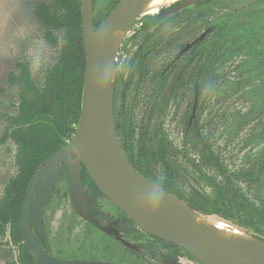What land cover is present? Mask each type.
Wrapping results in <instances>:
<instances>
[{
  "label": "rangeland",
  "instance_id": "374dc122",
  "mask_svg": "<svg viewBox=\"0 0 264 264\" xmlns=\"http://www.w3.org/2000/svg\"><path fill=\"white\" fill-rule=\"evenodd\" d=\"M37 1L40 0H0V136L4 128L3 116L13 113L16 105V89L8 83V73L18 62H26L33 79L40 83L45 69L58 57L57 48L44 40L42 27L34 17ZM248 1L210 0L195 4L193 0H187L178 9H173L174 6L170 8L165 22L147 30L141 27V23L175 2L163 4L154 14L142 11L116 46L114 111L117 117L122 112L134 128L132 147L135 157L140 128L147 129L148 139L155 138L156 129H160L172 143L166 160L177 173L172 178L175 188L188 196L200 194L216 199V190L204 174L217 182L226 178L216 169L201 164L193 144L183 145L185 120L191 114L193 92L190 89L194 79L191 78L184 91H180L166 106H161L162 94H157L158 77L166 66L169 67L180 47L203 29L214 26V30L192 51L200 52L201 57L222 53L213 65L212 74L203 75L197 82L198 101L193 119L230 174L231 184L239 187V191L251 202L264 207V184H249L238 173L259 163L264 149V42L254 37L244 49L238 50L229 44L234 36L233 22L245 17L249 3L253 5V19L258 22L253 24V31L260 29L257 25L264 22V12L255 11L259 1ZM107 3L108 0H94V12L103 11ZM57 34L60 42L62 32ZM140 45H143L141 50ZM138 50L143 59L134 60ZM187 57L178 60L177 66L183 64ZM191 70L189 67L187 78ZM174 73L175 69L168 73L166 86ZM118 136L121 141V135ZM14 153L15 145L11 140L0 144V198L4 184L16 170ZM75 157L72 153V158ZM193 162L200 163L197 164L200 169ZM151 174L153 179L160 180L165 175V169L160 163L155 164ZM66 191L65 179L61 178L43 207L41 231L34 228L36 233L41 232L46 237L48 250L52 253H74L84 241V232L91 231L72 209ZM227 199L233 201L231 197ZM233 212V219H224L228 224L242 229L249 236L264 237V224L244 225L241 222L243 210L233 208ZM209 216L220 218L214 214ZM7 239L9 241L8 235L5 239L0 238L3 241ZM1 247H12L13 257L0 255V264H19L15 246L9 243L1 244ZM106 248L109 249L110 245ZM132 254V257H139ZM152 259H158V256Z\"/></svg>",
  "mask_w": 264,
  "mask_h": 264
},
{
  "label": "trees",
  "instance_id": "16d2710c",
  "mask_svg": "<svg viewBox=\"0 0 264 264\" xmlns=\"http://www.w3.org/2000/svg\"><path fill=\"white\" fill-rule=\"evenodd\" d=\"M118 1L108 0L105 9L96 13V11L94 12L93 0V24L95 28ZM206 1L210 0H193L195 4ZM169 7L161 8L156 15L148 16L143 27L148 28L156 22H165L167 17L164 16V13ZM33 13L36 21L42 27L44 40L57 48L58 57L56 62L45 69L40 83L33 79L31 69L26 62H18L14 70L10 71L7 76L8 83L16 89V105L13 113L3 116L4 128L0 136V144L7 140L14 143L16 170L4 184L0 198V238L5 239L7 235L9 237V241L8 239L0 240V255L5 258L13 257L12 247H1V244L9 245L10 243L16 247V261L19 264H37L23 242L21 234L20 215L23 197L28 182L36 169L42 165L47 156L64 146L66 144L65 139H70L74 133L75 127L72 124H76L79 117L85 66L81 1L40 0L36 2ZM211 30H214V26L211 27ZM58 31L62 32L60 42ZM197 44L195 43L189 51L192 52ZM142 47L143 45H140L139 50ZM139 50L134 55V60L143 59ZM196 52L189 57H187L188 55H182L179 58L174 56L169 67H166L159 75L160 83L157 94H162L160 103L162 107L168 105L169 101L176 97L180 91L182 93L184 86H188L191 78L194 79L195 83L203 75H211L215 61L222 54L201 57ZM184 57H187L186 61L177 66L178 60L184 59ZM189 67L192 70L188 79L186 72ZM172 69H175V73L171 82L166 86L165 79ZM190 90L193 92V88ZM114 119L117 134L121 135V145L132 164L142 174L151 178L153 165L161 161L165 175L158 182L159 185L185 201L189 207L202 214H214L223 219H233V208H236L244 212L241 219L244 225L264 224V207H259L251 202L239 191V187H234L231 184L230 174L227 173L207 140L199 132L195 119L191 122L188 119L185 120L183 145L193 144L195 151L199 153L201 164L216 169L218 174L226 178L224 181L217 182L204 174L216 190L217 198L214 200L200 194L188 196L175 188L172 178L177 173L166 160L170 154L169 146H172V143L168 141L160 129H156L155 138L148 139L147 129L145 127L140 128L136 138L137 159L135 162L132 147L134 128L122 112H119L117 117L114 111ZM193 163L195 165L200 164ZM198 168L200 169L199 166ZM238 173L249 184L263 185L264 149L259 163L240 170ZM227 197L233 198V201H229ZM188 254L192 256L189 252Z\"/></svg>",
  "mask_w": 264,
  "mask_h": 264
},
{
  "label": "water",
  "instance_id": "95a60500",
  "mask_svg": "<svg viewBox=\"0 0 264 264\" xmlns=\"http://www.w3.org/2000/svg\"><path fill=\"white\" fill-rule=\"evenodd\" d=\"M81 1L85 66L80 112L74 133L64 146L47 156L30 178L21 207L23 242L37 264H109L103 261L65 259L48 252L34 229L41 231V213L54 184L67 168L68 194L81 217L90 220L81 204L80 166L84 165L99 190L140 229L185 248L206 264H264L263 238L222 237L196 222L187 203L142 174L129 160L115 127V53L108 37L116 30L128 31L143 11L146 0H119L99 23L93 24V0ZM181 0L173 9L182 7ZM210 31L206 28L180 51ZM198 101L193 88L191 117ZM78 155L72 158L73 149ZM74 154V153H73ZM67 159V165L60 163ZM178 202L184 203L187 208ZM200 213V212H199ZM205 215V214H204ZM94 221V220H93ZM97 223V221H94Z\"/></svg>",
  "mask_w": 264,
  "mask_h": 264
},
{
  "label": "flooded vegetation",
  "instance_id": "af4514ba",
  "mask_svg": "<svg viewBox=\"0 0 264 264\" xmlns=\"http://www.w3.org/2000/svg\"><path fill=\"white\" fill-rule=\"evenodd\" d=\"M258 1L259 5H255L257 6L255 11L264 12V0ZM248 2H252V0H249ZM175 4L169 5L170 7L164 13L165 17L169 15H167L168 11ZM252 13L253 5L252 3H249L246 9V13L244 15L245 17H241L237 21L233 22V24H235L234 36L231 38L229 44L235 50L244 49L248 44H250L254 37H258L259 42H264V22H260V25H257L260 27V29L258 28L256 29V31H253V24L258 22L254 21ZM161 23L162 22H156L155 25L152 24L148 28H144V23H141V27L147 30L151 27H157ZM205 29H203V31ZM203 31H201L197 36L193 37L191 40L187 41L182 47H180L175 56L179 58L182 55H194L193 52L189 51L190 48L195 43H202V41L207 37V35L212 32L211 28L210 31H208L207 34L203 37V39H198L197 41H195L186 51L182 53H179V51L188 42L198 37ZM199 44H197V46ZM197 55H200V52L197 53ZM164 70L165 68L162 71ZM195 83L198 85L197 82ZM190 117L191 114L188 118L189 122H191L194 118ZM169 152H171L170 149ZM136 159L137 157H134L135 162ZM158 163L162 165L161 161ZM60 165H67V159H64L60 163ZM80 174L82 188L79 189V191L83 195V198H81V204L83 206L84 212L90 217V220L80 216V214L74 208L73 203L69 197L67 168L62 172L61 176L58 178L56 183L59 182V179L61 178L65 179L67 189L66 196L69 198L71 207L75 211L76 215L85 221L91 231L84 232L82 238V240L84 241H82L81 245H79V247L75 249L74 253L70 252L67 254H59L57 252L52 253L51 251H49L47 247L46 237L42 235L43 233H36L34 231L38 241L48 252L57 257L65 259L103 261L109 264H206L205 262L196 258L192 254L191 257L193 259H190V255L188 254V251L185 248L179 245H174L170 241L154 236L138 228L117 205H115L99 190V188L96 186V184L93 182L90 175L88 174L86 168L82 164L80 166ZM149 179L157 183L158 185V182H160L161 180H156L155 178L153 179L152 174L151 178ZM54 186L50 191L48 198L53 192ZM93 220L97 221V223H95ZM57 244H60V239L57 240ZM107 245H110L109 249L106 248ZM132 253L138 254L139 257H132ZM154 256H158V259H152ZM146 257H150L151 259H148Z\"/></svg>",
  "mask_w": 264,
  "mask_h": 264
},
{
  "label": "bare ground",
  "instance_id": "6f19581e",
  "mask_svg": "<svg viewBox=\"0 0 264 264\" xmlns=\"http://www.w3.org/2000/svg\"><path fill=\"white\" fill-rule=\"evenodd\" d=\"M175 2L177 0H146L144 3L142 10L146 13L154 14L157 12L158 8H160L163 4L167 2ZM166 6V5H165ZM126 34V31L122 30H116L110 36L108 37L109 41L112 43V45L118 44V41ZM73 153L75 155H78L77 148L73 149ZM181 206L188 209L187 206L182 203L178 202ZM189 210V209H188ZM191 214L193 218L196 220L197 223L203 225L204 227L208 228L209 230L216 231L218 234H220L222 237H229V238H239V237H246L251 238L248 234L244 233L242 229L231 226L228 224L227 221L221 218L213 219L209 215H204L199 212L191 211Z\"/></svg>",
  "mask_w": 264,
  "mask_h": 264
}]
</instances>
